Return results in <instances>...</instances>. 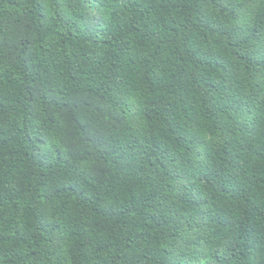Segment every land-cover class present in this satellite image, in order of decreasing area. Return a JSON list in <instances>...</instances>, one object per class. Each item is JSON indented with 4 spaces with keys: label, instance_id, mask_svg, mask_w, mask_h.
Here are the masks:
<instances>
[{
    "label": "trees",
    "instance_id": "1",
    "mask_svg": "<svg viewBox=\"0 0 264 264\" xmlns=\"http://www.w3.org/2000/svg\"><path fill=\"white\" fill-rule=\"evenodd\" d=\"M0 264H264V0H0Z\"/></svg>",
    "mask_w": 264,
    "mask_h": 264
}]
</instances>
